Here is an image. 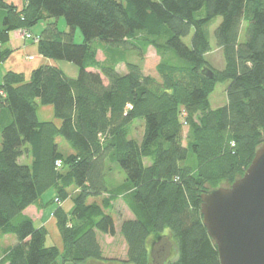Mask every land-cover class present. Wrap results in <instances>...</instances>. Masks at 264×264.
Listing matches in <instances>:
<instances>
[{"label":"trees","instance_id":"trees-1","mask_svg":"<svg viewBox=\"0 0 264 264\" xmlns=\"http://www.w3.org/2000/svg\"><path fill=\"white\" fill-rule=\"evenodd\" d=\"M22 1L18 10L0 0V63L20 29L42 56L75 64L78 75L40 65L28 79L11 70L0 79V236L15 238L0 264H103L97 235L116 234L119 196L133 215L120 224L122 263L150 264L152 244L166 237L177 257L165 264H220L201 194L241 177L264 143V0ZM60 17L67 31L57 28ZM40 21L45 27L32 34ZM76 29L81 42L73 41ZM149 46L159 56L157 78L124 55ZM214 48L219 69L205 58ZM218 82H227V103L213 109L208 98ZM40 106H51L54 120L39 119ZM135 120L140 138L130 135ZM107 162L125 174L111 193ZM49 189L62 250L45 245L46 229L23 214ZM68 197L66 211L60 203Z\"/></svg>","mask_w":264,"mask_h":264},{"label":"water","instance_id":"water-1","mask_svg":"<svg viewBox=\"0 0 264 264\" xmlns=\"http://www.w3.org/2000/svg\"><path fill=\"white\" fill-rule=\"evenodd\" d=\"M200 212L220 264H264V143L241 177L201 194Z\"/></svg>","mask_w":264,"mask_h":264},{"label":"rangeland","instance_id":"rangeland-1","mask_svg":"<svg viewBox=\"0 0 264 264\" xmlns=\"http://www.w3.org/2000/svg\"><path fill=\"white\" fill-rule=\"evenodd\" d=\"M7 3L9 4H13L17 7L18 10H21L23 7V1L22 0H5ZM220 22V17H217L209 26V32H210V42L213 44L215 42V38H214V34H213V30L216 27V25ZM46 25V21H40L38 22L35 26H33L31 28V33L32 34H38ZM57 28L60 31H67L68 27L65 23L64 17H60L57 20ZM63 28V29H61ZM18 32L20 33V35L23 37V31L22 30H18ZM83 40V36L81 34V32L79 31V29L75 30L74 36H73V41L74 42H81ZM100 40H95L94 43L97 44L99 43ZM25 45H30L29 41L25 42ZM34 43V41L32 42ZM20 47H22V43H20L19 45ZM124 55L126 60H128L129 62H134V63H138L139 65H141L142 70L144 71V73L146 75H151L157 78L156 75V71H155V65L159 60V56L157 55V53L155 52L154 48H152L151 46H149L146 50V52L144 54H138V51L136 49L133 48H125L124 49ZM206 60L210 63V65L213 68H221L222 64H223V58H222V53L220 51V49H216L214 48V50H212L211 53H208L205 56ZM96 59L98 60H103L104 59V54L102 52L101 49H97L96 51ZM60 69H62L65 74L70 77V78H76V76L78 75V67L69 62V61H65V60H52ZM117 70L121 73H123L124 71H126L125 66L123 63H119L117 65ZM104 82H107V80L105 79ZM227 87V82H218L214 88V90L212 91V93H210L209 95V102H210V106L211 108L215 109L221 106H224L227 103V97H226V90ZM38 117L40 119L45 118L44 115L42 114H38ZM142 130L141 127V123L139 120H135L132 125H131V137H135V138H139L140 137V132ZM183 135H185L187 133V126H185L183 128ZM184 143H185V138H184ZM25 158L22 159V161L24 162ZM145 162H149L148 159H145ZM106 170H105V174H106V180L107 183L109 182L108 180H111L110 183H116V181H118V176L120 175H125L123 170L116 164V163H110L107 162L106 163ZM111 174V179L109 177V175ZM108 176V178H107ZM225 184L222 183L220 186H224ZM88 201H90V198H88ZM54 203L57 204L54 200ZM123 209V212L126 213V211H124L123 208V204L120 200V196L116 199V201L114 202V211H112V216L114 218V222L117 224V229L119 230V223L122 220L121 218H123V212L122 214L121 211ZM116 231V234L113 235L112 238H110L109 236H100L99 235V241L101 243L102 246H104L103 250V256L105 258L104 260V264H119L117 262H122L121 260H119L121 257L124 256V251H125V243L123 240L122 235L119 233V231ZM14 237V236H13ZM59 239V234L57 232V229L53 228L49 226V233L47 235V230H46V242L45 245H52L56 242V239ZM156 241V240H155ZM2 242L8 243L7 239L4 238V240ZM114 247L112 250L110 249L111 247ZM168 250H167V254L165 257V261L164 264L166 263L167 260H175L177 257V250L176 247H173V244L171 243V240L168 238ZM109 250L113 251V252H109ZM112 261V262H111ZM116 262V263H115ZM64 264H72L70 262H65ZM87 264H100V263H90L87 262ZM123 264H126L123 262Z\"/></svg>","mask_w":264,"mask_h":264},{"label":"crops","instance_id":"crops-1","mask_svg":"<svg viewBox=\"0 0 264 264\" xmlns=\"http://www.w3.org/2000/svg\"><path fill=\"white\" fill-rule=\"evenodd\" d=\"M61 29H63V28H61ZM63 31H65V30H63ZM26 41H29V40H25L20 35L18 30H15L12 33H10V39H9V42L7 44H8V47L12 50V52L4 62L0 63V71H1L0 72V79L7 71H10V70L15 71V72H19V73H23L25 78L28 79L31 71L40 65H54V66L58 67L52 61V59L46 58L39 53L37 44H34L31 41H29L31 46L25 45ZM20 43H22V47L19 46ZM62 72L65 74V72L63 70H62ZM38 114H42L45 116V118H43L41 120H54L51 106H40L37 110V115ZM55 122L59 123V121H56V120H55ZM141 135H142V130L140 132V137H141ZM57 141L61 143L59 138L57 139ZM0 145H1V138H0ZM22 159H23V157L20 159V162L30 163L29 158L28 159L25 158L24 162L22 161ZM109 177L111 179V174L109 175ZM107 178H108V176H107ZM124 180H125V177L123 175L118 176V181H116V183H110L111 180H108L109 181L107 183L108 193H111L115 188L118 187V185L120 186V184ZM74 191H76L74 188H70L69 192L73 193ZM105 195H108V194H105ZM54 199H55V191L53 189H49L44 194H42V196L40 197V200L37 204L30 205L27 208H25L23 211V214L30 217L37 227H44L47 230V235L49 233V226L52 227V230H53L54 226L57 229L55 219L52 215L53 211L57 205L54 203ZM90 201H92L91 198H90ZM122 204H123L124 211H126V213H124L123 209H122L120 214H122V212H123V214H122L123 218H121V219L122 220L132 219L133 218L132 213L124 205L123 202H122ZM60 205L66 211H68L72 205L70 197L63 200L60 203ZM121 221L119 223V229H120ZM117 230L118 229H117V224H116V231ZM57 232H58V229H57ZM58 234H59V232H58ZM100 236H109L110 238L113 237V236L106 235V234H101ZM4 238L7 239L8 243L2 242L4 240ZM97 239L99 241V235H97ZM46 240H45V242H46ZM14 243H15V238L13 237V235H10V234L3 235V236L1 235L0 236V252L3 251V249L7 248L8 246H10ZM99 243H100V241H99ZM124 243H125V241H124ZM52 245H55L60 250H62L63 245H62V240H61L60 234H59V239L57 238L56 242ZM100 245H101V243H100ZM125 246H126V244H125ZM103 247L104 246L101 245L102 254L104 252ZM110 247H111L110 248L111 250L114 248L112 246H110ZM111 250H109V252H113ZM125 259H126V247H125V251H124V256L121 257L119 260L123 261ZM119 264H123V263L119 261ZM126 264H128V263H126Z\"/></svg>","mask_w":264,"mask_h":264},{"label":"flooded vegetation","instance_id":"flooded-vegetation-1","mask_svg":"<svg viewBox=\"0 0 264 264\" xmlns=\"http://www.w3.org/2000/svg\"><path fill=\"white\" fill-rule=\"evenodd\" d=\"M155 252H156V257L155 259H151L150 264H160L163 260L164 257L167 253L166 250V240L163 237H160L158 239H156L155 241Z\"/></svg>","mask_w":264,"mask_h":264},{"label":"built area","instance_id":"built-area-1","mask_svg":"<svg viewBox=\"0 0 264 264\" xmlns=\"http://www.w3.org/2000/svg\"><path fill=\"white\" fill-rule=\"evenodd\" d=\"M23 35H25V37H30V35L28 33H25V32H23ZM34 40L37 41V37H35Z\"/></svg>","mask_w":264,"mask_h":264},{"label":"bare ground","instance_id":"bare-ground-1","mask_svg":"<svg viewBox=\"0 0 264 264\" xmlns=\"http://www.w3.org/2000/svg\"><path fill=\"white\" fill-rule=\"evenodd\" d=\"M1 72V71H0Z\"/></svg>","mask_w":264,"mask_h":264}]
</instances>
